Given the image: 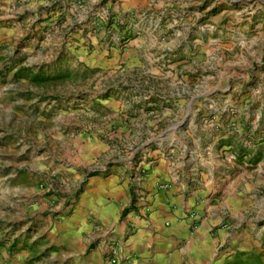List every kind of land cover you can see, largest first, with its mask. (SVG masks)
Listing matches in <instances>:
<instances>
[{
  "label": "rangeland",
  "instance_id": "1",
  "mask_svg": "<svg viewBox=\"0 0 264 264\" xmlns=\"http://www.w3.org/2000/svg\"><path fill=\"white\" fill-rule=\"evenodd\" d=\"M59 2L41 5L32 24L15 17L21 24L11 38L0 34V146L13 148V185L33 187L31 202L20 197L25 214L15 222L11 249L58 223L64 241H40L46 249L31 264H124L126 234L100 224L78 201L83 174L125 165L134 172L139 157L156 154L229 157L235 187L243 186V173L252 175L245 184L251 200L235 211V230L214 264H264V0H146L123 15L122 0H75L50 20ZM72 8L73 25L66 24ZM92 9L105 15L107 46L141 36L143 60L93 65L89 54L98 47L76 44L72 35L89 24ZM137 86L175 96L166 101ZM177 92L191 99L189 107L173 108ZM122 98L130 104L117 108ZM24 161L32 165L31 180ZM112 242L120 245L116 263Z\"/></svg>",
  "mask_w": 264,
  "mask_h": 264
},
{
  "label": "crops",
  "instance_id": "2",
  "mask_svg": "<svg viewBox=\"0 0 264 264\" xmlns=\"http://www.w3.org/2000/svg\"><path fill=\"white\" fill-rule=\"evenodd\" d=\"M19 1L23 4V13L16 10L17 0H0V34H6L8 38L15 34L16 25L21 24L15 17L31 18L32 24L38 17V8L47 6L51 0ZM56 1L52 0L53 3ZM122 1L119 14L123 15L139 11L146 0ZM74 2L60 0L55 10L49 12L50 20L61 14L64 16L67 4ZM46 9L49 8L41 11ZM70 11L66 24L73 25L75 13L73 8ZM102 14L92 9L86 14L89 24L85 29H77L79 33L72 34L78 38L76 44L98 47L89 54L91 63L99 65L115 61L119 67L122 64L131 67L143 60L140 57L146 42L140 39L141 36L126 39L121 47L107 46L112 40L107 41L108 23L101 21L105 17ZM125 30L127 28L122 34ZM115 43L121 44L117 40ZM137 87L141 93L149 92L166 101L175 96L173 91L156 93ZM177 96L176 101L170 102L173 108L189 107L191 99L186 100V95L178 92ZM129 104L128 99L122 98L116 107L125 108ZM143 106H146L145 102ZM3 149L0 146V241L7 232L11 238L3 244L0 242V264H31L33 254H42L46 249V244L42 245L40 241L48 240L50 244L53 240L55 243L64 241L63 226L58 223L43 226L29 237L28 246L11 249L10 244L15 241V222L25 214L20 197L27 196V202H31L33 187L13 185L16 157H11L13 148L10 145L6 151ZM80 158L92 157H77ZM131 158L124 157L123 160ZM139 159L142 160L134 172L125 165L121 171L110 169L88 177L84 173L87 181L78 200L82 207L90 209L100 224L126 234L121 247L124 264H214L221 261L224 255L218 247L224 244L229 231L235 230V211L247 206L251 200L245 184L252 175L243 173L244 184L238 188L235 187V161L229 157H157L156 154ZM71 163L73 169H81L76 166L77 162ZM24 164L29 165L25 179L31 180L32 165L26 161ZM141 166L146 170L144 175H140ZM192 213L198 219L196 222Z\"/></svg>",
  "mask_w": 264,
  "mask_h": 264
},
{
  "label": "built area",
  "instance_id": "3",
  "mask_svg": "<svg viewBox=\"0 0 264 264\" xmlns=\"http://www.w3.org/2000/svg\"><path fill=\"white\" fill-rule=\"evenodd\" d=\"M126 41L123 42V45H125ZM145 169L141 166L140 167V175H144L145 173ZM110 251L112 252V262L116 263L119 258H120V253H119V248L120 245L119 244H115V242H112L109 245Z\"/></svg>",
  "mask_w": 264,
  "mask_h": 264
},
{
  "label": "trees",
  "instance_id": "4",
  "mask_svg": "<svg viewBox=\"0 0 264 264\" xmlns=\"http://www.w3.org/2000/svg\"><path fill=\"white\" fill-rule=\"evenodd\" d=\"M95 174H98V171H90L89 172V176H92V175H95ZM126 212V210L124 211V213Z\"/></svg>",
  "mask_w": 264,
  "mask_h": 264
}]
</instances>
